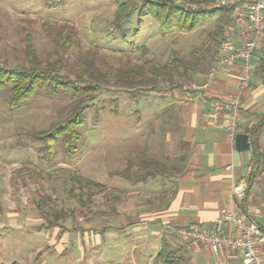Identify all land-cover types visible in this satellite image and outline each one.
Returning <instances> with one entry per match:
<instances>
[{
	"label": "rangeland",
	"instance_id": "1",
	"mask_svg": "<svg viewBox=\"0 0 264 264\" xmlns=\"http://www.w3.org/2000/svg\"><path fill=\"white\" fill-rule=\"evenodd\" d=\"M210 2L183 6L195 10ZM115 9L113 0H0L1 65L28 67L25 46L30 35L41 65L61 62L60 74L68 79L86 81L83 63L88 62L109 74L118 68L137 69L150 82L134 93L106 85L80 115L83 123L76 127L77 138L59 136L50 148L39 132H51L68 119L75 98L63 88L56 92L37 88L11 107L10 87L0 89L1 264H40L48 251L44 245L40 249V231L50 227L37 210V201L46 205L49 214L71 210L64 224L77 227L90 220L87 224L95 231L101 226V210L117 199L120 178L128 174L133 182L144 173L139 168L142 161L168 168L163 157L170 146L166 94L173 85H193L197 74L209 71L230 21L220 37L214 35L219 15L191 30L163 31L150 17L138 21L133 11L118 29L111 24ZM176 57L184 64L172 81L155 80L148 61L171 66ZM152 85L158 90L148 91ZM71 172L104 186L91 188L89 199L84 195L87 189L82 190L87 208L78 206L70 195L80 188L70 181ZM63 255L52 263L84 264L71 252Z\"/></svg>",
	"mask_w": 264,
	"mask_h": 264
},
{
	"label": "crops",
	"instance_id": "2",
	"mask_svg": "<svg viewBox=\"0 0 264 264\" xmlns=\"http://www.w3.org/2000/svg\"><path fill=\"white\" fill-rule=\"evenodd\" d=\"M260 51L253 58L249 86L243 90L237 65L208 78L214 62L207 73L195 76L193 85L166 94L170 146L163 157L168 168L153 165V175L142 182L120 178L117 199L101 210L99 230L92 231L90 220L77 227L63 223L41 229L40 249L44 245L48 251L40 264L56 263L66 252L84 264H153L163 243L177 253L180 264H242L239 250L222 247L214 253L208 244L183 240L177 230L196 226L212 232L228 207L264 230V125L254 148L251 137L264 115L259 71L264 48ZM236 95L241 100L236 134L249 136L246 151L236 150L235 137L222 125L224 105ZM237 184L244 187L241 197L232 193ZM225 230L235 233L232 225ZM98 254L100 263L95 262Z\"/></svg>",
	"mask_w": 264,
	"mask_h": 264
},
{
	"label": "trees",
	"instance_id": "3",
	"mask_svg": "<svg viewBox=\"0 0 264 264\" xmlns=\"http://www.w3.org/2000/svg\"><path fill=\"white\" fill-rule=\"evenodd\" d=\"M209 1L212 0H113L116 9L111 24L114 28L119 29L122 24L129 19L131 13L137 11L136 16L138 21L144 17H150L157 22L163 31H169L174 28L179 30H191L198 23L210 19L214 15H219L220 18L215 24L216 28L214 30V35L222 36L223 27L230 20V9L228 7H220L212 10H191L185 9L183 6L188 3ZM32 42V37L28 35L25 46V57L28 67L15 68L0 64V89L5 86L10 87L11 96L9 105L11 107H16L21 101L32 96L37 88L48 92H56L58 88H63L75 98L76 101L72 114L68 119L54 125L51 132H39V136L44 141L47 148H50L54 140L59 136L68 139L77 138L76 127L83 123V118L80 115L83 114L88 105L106 85L131 89L134 93L141 89L142 86L150 83L149 80L144 78L145 76L143 73L137 69L118 68L113 74H109L101 72L93 63L89 64L88 62L83 63V69H85L87 74L86 81L68 79L60 74L61 62H58L59 64L49 62L41 65L36 57ZM172 64L171 66H158L148 61V65L151 67L155 80H163L164 78L168 83L172 81L174 72L179 71L180 66L184 63L176 57L173 59ZM259 71L264 82V54L260 59ZM181 87V85L177 84L171 86L169 89L173 90L174 88ZM157 90V87L152 85L148 91L155 92ZM263 125L264 115L252 130L251 137L253 148L256 147L255 140ZM256 156L259 155H254L255 158ZM153 165V163L142 161L139 168L144 169V173L135 176V179H132V181L142 182L150 175H153ZM125 176L130 179L128 174H125ZM70 181L74 184H78L80 187L77 194L70 192V195H72V198H74L78 206L84 208L88 206L86 205V200L83 199L84 193L82 190L84 188L87 189L84 195L89 199L92 192H88H90L91 188L102 189L104 187L101 183L82 178L75 172H71ZM36 207L41 217L46 221V227H63V221H65L68 215L73 213L71 210H68V213H58L54 211L49 214L46 211V205L38 201ZM178 259L179 256L177 253L163 243L153 264H180L177 262ZM10 264L21 263L14 261Z\"/></svg>",
	"mask_w": 264,
	"mask_h": 264
},
{
	"label": "built area",
	"instance_id": "4",
	"mask_svg": "<svg viewBox=\"0 0 264 264\" xmlns=\"http://www.w3.org/2000/svg\"><path fill=\"white\" fill-rule=\"evenodd\" d=\"M190 6V5H188ZM200 6V5H199ZM192 9L212 10L220 7L230 9V21L226 25L216 51V62L208 73L215 76L228 66L237 65L241 71L240 89L249 86V76L254 68V56L264 48V0H213L206 7ZM217 106H220L217 104ZM219 108V107H217ZM241 100L233 96L225 105L222 125L232 138L236 135ZM232 193L243 196L244 187L237 184ZM226 225L235 228L234 234H227ZM187 242L208 244L214 253L222 247L241 252L242 264H264V230L254 221L244 218L235 207L225 208L216 220L212 232H205L196 226H185L177 230Z\"/></svg>",
	"mask_w": 264,
	"mask_h": 264
},
{
	"label": "water",
	"instance_id": "5",
	"mask_svg": "<svg viewBox=\"0 0 264 264\" xmlns=\"http://www.w3.org/2000/svg\"><path fill=\"white\" fill-rule=\"evenodd\" d=\"M235 148L238 151H246L250 148L249 136L245 133L235 135Z\"/></svg>",
	"mask_w": 264,
	"mask_h": 264
}]
</instances>
